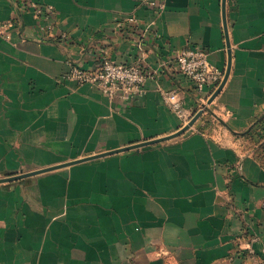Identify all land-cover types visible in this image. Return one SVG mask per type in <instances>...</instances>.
Wrapping results in <instances>:
<instances>
[{"label": "crops", "instance_id": "1", "mask_svg": "<svg viewBox=\"0 0 264 264\" xmlns=\"http://www.w3.org/2000/svg\"><path fill=\"white\" fill-rule=\"evenodd\" d=\"M6 21L0 264H264V0H0ZM186 47L224 71L211 103L178 69ZM102 55L156 74L132 102L63 79ZM160 89L196 115L209 98L185 133Z\"/></svg>", "mask_w": 264, "mask_h": 264}, {"label": "built area", "instance_id": "2", "mask_svg": "<svg viewBox=\"0 0 264 264\" xmlns=\"http://www.w3.org/2000/svg\"><path fill=\"white\" fill-rule=\"evenodd\" d=\"M148 6L158 9L159 12H162L165 8L163 3L160 4L156 1L148 3ZM33 7L37 20L35 24L36 32L49 39H55L57 35L55 34L56 11L54 7L50 4L35 5L34 3ZM12 27H14L13 21L0 23V33L8 39L11 38ZM61 40L64 44L68 42L65 34H61ZM143 56L141 62L145 61ZM175 58L179 71L195 85L200 97L204 96L205 89L211 90L208 97L214 95L221 85L224 71L209 61L205 49L186 47L179 51ZM68 65L70 69L62 76L64 80L74 82L77 85H92L99 89L109 100L120 98L124 102H132L141 96L144 93L146 80L153 78L156 74L154 69L142 70L140 64H119L107 55L100 56L99 64L94 69H84L71 60L68 61ZM159 92L165 107L182 122V128L195 118L196 112H192L186 107L184 100L176 90L160 89ZM205 100H203V103H205ZM203 103L200 107L201 112L205 110V104Z\"/></svg>", "mask_w": 264, "mask_h": 264}, {"label": "water", "instance_id": "3", "mask_svg": "<svg viewBox=\"0 0 264 264\" xmlns=\"http://www.w3.org/2000/svg\"><path fill=\"white\" fill-rule=\"evenodd\" d=\"M220 90H221V86L218 88V90L211 97V99L209 100V103H211L212 100L217 97V95L220 93ZM202 113L203 112L198 113V115H196L195 118L187 126L183 127L177 135L183 134L186 131H188L193 126V124L195 123V121L200 117V115Z\"/></svg>", "mask_w": 264, "mask_h": 264}]
</instances>
